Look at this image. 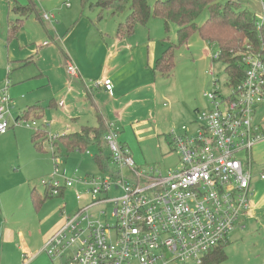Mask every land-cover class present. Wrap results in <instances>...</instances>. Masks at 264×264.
Here are the masks:
<instances>
[{
    "label": "built area",
    "instance_id": "2783aa9c",
    "mask_svg": "<svg viewBox=\"0 0 264 264\" xmlns=\"http://www.w3.org/2000/svg\"><path fill=\"white\" fill-rule=\"evenodd\" d=\"M259 9L258 25L264 23V0ZM42 17L50 15L44 12ZM241 64L243 79L237 86L226 80V95L219 90L205 93L211 107L197 111L200 124L193 134L184 126L181 134L170 131V143L179 155L177 169L163 172L153 165H137L113 122L105 124L103 135L108 174L68 177L59 169L57 155H52L51 174L40 184L50 196L73 190L78 206L45 239L40 252L52 264L57 260L59 264H204L251 208L250 151L264 139V127L253 121L254 106L264 101L263 53L249 49ZM67 72L76 74L73 65ZM99 84L112 91L110 79ZM8 87L5 79L0 86V134L10 128V121L12 126H41L36 120L13 117ZM58 106L63 107V101ZM260 176L264 178L263 173ZM113 186L120 193L109 197ZM35 256L24 253L22 264Z\"/></svg>",
    "mask_w": 264,
    "mask_h": 264
},
{
    "label": "rangeland",
    "instance_id": "374dc122",
    "mask_svg": "<svg viewBox=\"0 0 264 264\" xmlns=\"http://www.w3.org/2000/svg\"><path fill=\"white\" fill-rule=\"evenodd\" d=\"M27 1L0 0V86L3 85L6 78L9 80L8 93L12 100L10 111L14 118L27 106L19 105L18 107L19 102L23 100L20 95L23 94L25 97V91L18 93L17 98L10 91L18 84L17 76L19 75V78L29 77L26 78V83L39 84L37 81H39L40 75L37 71L44 68L46 64H49L52 68V79L47 85H37L36 94L39 98H46L40 99L38 109H49L47 105L48 96L61 84L62 79L66 76L67 64L71 62L70 60L66 61L65 69L61 66L64 49L60 40L53 41L49 39L45 29L51 34L50 25L56 24V21L61 19L62 13H66V10H75L69 17L72 20L81 9L79 0H34L36 9L41 12V15L44 12L50 15V18L44 19L43 24H41L35 13L26 15L15 12L14 7L16 4L25 5ZM236 1L239 2L240 8L248 9L255 14L257 19L259 18L260 0ZM152 2L153 0L150 1V5ZM93 8L97 10V7L93 5L84 8L85 13L89 12L92 15L90 19H93L96 13L90 10ZM124 12L116 13L114 16L120 18L124 15ZM207 14V11L204 10L196 19V22L201 24L206 19ZM18 17L22 18L21 34L7 44V21ZM65 18L64 14L63 19L65 20ZM175 31L176 25L171 24L164 37L170 38L167 40L168 43L175 44L173 52L174 69L171 74L176 86L171 87L170 93L174 97V102L178 104L176 112L172 115L161 112L154 126L158 125V130L161 132L163 128L166 129V127L170 128L173 125L185 123L184 127L187 132L193 134L197 125L200 124L197 121V110H207L211 107L205 93L219 90L226 95L229 92V87L226 85L227 75L224 64L213 58L218 50L216 44H209L207 49L209 54L205 59L201 44L196 42L201 41L197 33L193 34L186 44L178 45ZM61 37L60 34L59 38L61 39ZM163 38L160 41H164ZM18 54H24L25 59L31 57L33 61L25 66H19L14 61ZM7 68L10 69L9 73ZM210 71L218 80L217 85L212 82ZM32 104L34 103L28 105ZM158 107H162L164 110L170 107L169 100L157 99ZM260 109L261 106L256 108L258 119L264 114V111ZM27 120L29 123L33 120L32 112ZM253 121L255 123L257 119L254 118ZM36 122L39 121L36 120ZM10 124L13 125V122L10 121ZM47 124L45 128L49 126V123ZM32 132L33 128L15 125L8 128L5 133L0 134V229H5L2 240L4 239V242H6L5 246H9L8 250L6 249L3 253L2 264H5L7 253L16 251L19 256L21 252L34 253L37 248L40 249L46 232L58 222H61L65 216L73 213L78 206L74 198V191L65 190L62 196H52L44 201L38 211L34 210L29 193L31 188H36L39 193H42L43 186L40 181L48 179L51 174L52 156L49 141L43 143L44 151H38L34 148L31 142ZM164 132L162 131L159 135H155L146 141L134 143L139 147V150L141 148L140 153L143 160L163 172L177 169L180 166L179 155L174 149L172 152L168 149L169 136L163 135ZM180 132L183 133L182 130ZM53 134L48 133L49 136ZM97 153L98 148L96 146H88L83 152L75 151L67 155L62 153L57 155L58 167L71 178L96 177L108 174L104 168L101 170L97 167L93 159ZM103 154L108 155L106 147H103ZM243 165H246L245 162H243ZM112 166L109 168L114 170L115 165ZM115 176L117 175L113 173L112 177ZM119 193L120 191L114 186L107 191L109 197H114ZM105 211L110 213L111 206ZM248 215L244 216L245 218L241 216L238 223L229 231L226 237L227 241L222 245L226 258L216 264H264V213L252 218H250V214ZM242 224L244 227H241ZM54 263L59 264V261L57 260Z\"/></svg>",
    "mask_w": 264,
    "mask_h": 264
},
{
    "label": "crops",
    "instance_id": "0c3cea01",
    "mask_svg": "<svg viewBox=\"0 0 264 264\" xmlns=\"http://www.w3.org/2000/svg\"><path fill=\"white\" fill-rule=\"evenodd\" d=\"M32 1L34 2V0ZM79 5L81 9L72 20L69 17L75 10H66V13L61 14V19L56 21V24L50 25L51 34L45 29L49 39L60 40L64 49L61 66L65 69L67 60H70L71 63H68L67 67L73 65L76 74L70 75L65 69L66 76L62 79L61 84L48 96L49 109L47 110L38 109L40 99L46 98H39L36 89L38 86L50 83V79H52L51 66L46 64L44 68L37 71L40 75V79L37 81L39 84L26 83L25 80L29 77L19 78L18 75V84L10 91L16 98L18 93L24 91L26 93L25 97L23 94L20 95L23 100L19 102L18 107L27 105L20 114L29 106H34V109L39 110L42 115L38 123H49L47 128L43 127L47 131V135L48 133L63 135L78 131L84 125L96 126L99 122L103 123L105 129L107 122H113L119 128L120 141L129 148L135 163L140 166L150 165L143 160L140 153L141 148L139 150V147L134 143L146 141L159 135L162 131H165L163 135L168 136L171 129H175V132L179 134L181 133L180 127L186 125L185 123L176 124L170 128H163L161 132L158 130V125L154 126L161 112L172 115L176 112L178 104L174 102V97L170 93L171 87L176 86L173 75L164 77L153 71L156 58L170 45L167 41L170 38L164 37L162 21L156 18H150L146 25H137L130 35L118 36L116 35L117 26L120 22L125 21L128 10H124L126 12L123 11L124 15L119 18L109 12L101 11L97 7V10L90 9L96 12L94 18L90 19L92 15L89 12L85 13V7L81 6L80 0ZM39 13L41 17V12ZM64 14L65 20L63 19ZM39 22L43 24V21ZM20 34L21 31L14 39ZM60 34L62 35L61 39L59 38ZM162 38L164 41H160ZM194 41L196 40L194 39ZM196 42L201 44L203 57L206 59L209 54L207 50L209 43L203 40ZM24 57V54H18L14 61L19 66H25L33 61L32 59V61L24 63V60L30 58L25 59ZM105 78L110 79L113 84L110 93L99 84ZM157 99L169 100L170 107L165 110L162 107L157 108ZM60 101H63V107L58 106ZM30 103L34 104L28 105ZM259 106H261L260 110L264 111V101L257 105V107ZM256 108H254L253 120L257 119L255 123L263 128L264 114L258 119ZM169 140L168 149L172 152L173 147ZM250 169L249 199L251 208L244 216L250 214V218H252L264 213V178L260 176L262 173L264 174V139L253 145L250 151ZM70 191L73 192V190ZM42 193H45L44 188ZM61 222L46 232L42 244ZM241 227L244 225L242 224ZM4 230L0 229V264H2L4 251L9 247L5 246L6 242L4 239L2 240ZM42 244L40 249L37 248L34 253L31 252L32 254L36 253V256L28 264H52L49 258L40 252ZM11 253H7L5 264H22L23 254L30 252H21L19 256L16 251Z\"/></svg>",
    "mask_w": 264,
    "mask_h": 264
},
{
    "label": "trees",
    "instance_id": "16d2710c",
    "mask_svg": "<svg viewBox=\"0 0 264 264\" xmlns=\"http://www.w3.org/2000/svg\"><path fill=\"white\" fill-rule=\"evenodd\" d=\"M150 1L80 0V4L82 7L93 5L100 8L101 11L111 14L128 10L125 21L120 22L117 26L116 35L118 36L130 35L137 25H146L150 18L162 21L165 34L169 31L171 24L176 25L175 35L178 45L186 44L189 38L197 33L201 40L217 45L216 59L224 64L227 82L234 86H237L244 76V68L241 64L244 53L251 49L254 52L263 53L264 56V48H262L264 44V23L258 25L255 14L246 8H240V4L236 0H153L151 5ZM14 10L19 14L35 13L39 21L44 20L42 15L40 17L36 4L32 0H28L25 5L16 4ZM204 10L208 13L207 17L201 24H198L196 19ZM21 25L22 18L20 17L8 20L7 44L16 37ZM174 45H168L154 62L153 71L161 76H170L174 69ZM30 61H32L31 57L24 60V63ZM34 108V106H29L16 118L28 119L32 112L33 120L40 121L42 115L39 110ZM12 127L11 125L10 128ZM43 127L42 124L33 129L31 134V142L36 150L44 151V141L50 143L51 156L61 155L62 153L67 155L75 151L83 152L88 146H96L98 153L94 155L93 159L98 168L101 170L105 168L109 156L103 154V135L105 132L103 123L99 122L96 126L84 125L78 131L58 135L51 140L48 139ZM172 131L175 132V130ZM168 136L170 137V132ZM29 197L34 210L38 211L44 201L52 196L47 192L40 194L35 188H32ZM225 258L226 254L223 246H219L208 254L204 264H216Z\"/></svg>",
    "mask_w": 264,
    "mask_h": 264
}]
</instances>
